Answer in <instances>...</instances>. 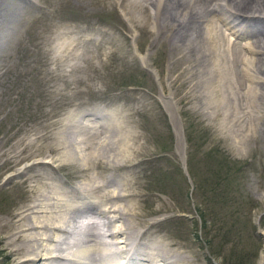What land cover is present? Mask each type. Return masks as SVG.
Segmentation results:
<instances>
[{
	"label": "rangeland",
	"instance_id": "rangeland-1",
	"mask_svg": "<svg viewBox=\"0 0 264 264\" xmlns=\"http://www.w3.org/2000/svg\"><path fill=\"white\" fill-rule=\"evenodd\" d=\"M171 1L166 0L165 6L170 13L192 10V3L177 6ZM8 3L11 6L0 12V223L8 225L5 231L0 224V264L22 263L24 250L39 244L38 236L28 239L23 236L26 233L17 243L2 244L15 228L28 225L27 219L15 217L23 207L48 197L51 185L59 187L65 198L63 187L86 181H94L95 186L112 183L114 187L105 184L96 194L106 196L114 188L116 194L131 197L105 204L129 205L137 213L121 222L128 229L126 247L137 246L142 255L126 262L120 258L123 247L120 256L111 258L114 264H145L141 260L146 259L147 245L162 241L165 246L180 247H168L177 250L174 264H260L264 254V111L260 106L264 68L258 61L262 58L251 49L264 50V23L251 32L238 30L241 38L236 48L248 62L242 73L233 62L239 64L241 58H221L204 38H172L165 26L149 33L144 24L142 28L135 23L130 2ZM199 17L204 18L199 22L202 27L208 28L211 15L199 12ZM233 17L229 21H238ZM188 23L192 20L184 25ZM195 26L193 22L191 27ZM228 33L227 39L221 37L232 44L234 38ZM237 96L243 100L238 112L232 106ZM253 99L258 107L245 111L244 104L253 105ZM95 111L109 114L108 121L99 123L105 122L102 133L110 139L106 146L97 140L98 134L89 147L82 146L88 148L85 152L75 144L79 140L75 130L65 125L68 118ZM234 114L243 125L235 122ZM75 153L89 156L88 170H83V159L73 158ZM95 196L91 195L93 201ZM90 222L97 224L92 230L99 234V221ZM116 226L109 232L114 233ZM67 229L77 233V226ZM122 237L118 234L112 242ZM77 238L75 245L85 240L80 234ZM20 248H25L22 256L13 252ZM101 251L105 252L94 259L108 257L106 250Z\"/></svg>",
	"mask_w": 264,
	"mask_h": 264
},
{
	"label": "bare ground",
	"instance_id": "bare-ground-1",
	"mask_svg": "<svg viewBox=\"0 0 264 264\" xmlns=\"http://www.w3.org/2000/svg\"><path fill=\"white\" fill-rule=\"evenodd\" d=\"M15 1L16 0H13V2H15ZM23 1L27 2L28 0H23ZM121 1L126 2V3L130 2L132 4V6L130 8V12H131L133 18H135V23L137 25L144 24V26L149 28V31H148L149 33H157L158 30H161V29L166 27L169 29H167L165 31V33L171 34L172 38L174 36L189 37V38H194V39H200V38L203 39L204 38L212 46L215 47V49L217 50V53L219 54V56L221 58H241L239 64H235V61L233 60L234 65H237L235 68L236 69L239 68L241 70V72H242L243 66L247 65L248 62L246 61V59H244L242 57L241 50L238 51L236 48V46L239 42V41L237 42V40H240V38H241V36L237 34L239 32L238 30L241 29L243 32H251L252 29H257V28L259 29L258 24L264 23V0H173L171 2L173 4H176L177 6H181L183 3H187V4L192 3V8H191L192 10H186V9L179 8L178 12L175 14L170 13V11H169L170 8L165 7L166 6V0H158V2H160V6L158 5L156 0H153V2L148 1V0H121ZM203 2H204V6H200L198 8L199 3H203ZM10 6L11 5L8 3V0H4V2L2 4H0V12H2L4 7H5V9H7V7H10ZM185 7H189V6L186 5ZM154 8H156L155 11H153ZM18 9H19L18 11H20L21 8H18ZM248 11H251V12H248ZM199 12H203L207 16L211 15L212 19L207 21V23L209 25L208 28L204 25H203L204 27H202V25L199 23V22L203 23L202 20L204 19V18H200V17H199V19H197V14ZM244 12H246V13H244ZM143 13L144 14L146 13V16ZM4 14L5 13H3V15ZM7 14H8V12H7ZM167 15L171 16V17L169 18ZM232 16H234L236 18V20H238L239 22L238 21H236V22L229 21L230 17H232ZM153 17L157 18V19H154ZM153 19L155 21L151 22ZM189 19L192 20V23L196 22L198 27H196V26H195L196 28L191 27L192 23H188V24L184 25L187 21H189ZM5 21H6V19H5ZM252 21H256V22H252ZM175 23L179 24L178 28L174 27ZM205 23H206V21H205ZM261 27H263V29H264V25ZM142 28H143V26H142ZM190 30H192V34H190L191 32L189 33ZM257 30H254V31H257ZM226 31L229 32L228 34L234 38L232 44H228L224 40V38L221 37V36H224L227 39L228 35H226ZM148 32H147V34H148ZM230 37H229V39L231 40ZM262 38L264 39L263 34H262ZM258 39H261V36ZM255 42H256V40H255ZM253 44H254V42H253ZM238 45L240 46V44H238ZM255 46H257V45H255ZM261 46H262V43H261ZM238 49H240V48H238ZM250 49H248V50H250ZM260 49H262V48H260ZM260 49L259 48L258 49L253 48V49H251V51L253 53H255L256 55H258L259 56L258 58H262V59H259L258 61L260 63H262V65L261 64L260 65L262 66V68H264V59H263L264 58V50H260ZM245 55H244V57H245ZM253 61H254V59H253ZM253 61H250V62L252 63ZM253 65H251V66H253ZM248 66H249V64H248ZM239 69H238V71H239ZM248 71H251V70L248 69ZM232 72H233V69L231 68L230 73H232ZM242 75H244V74H242ZM235 81L233 82L232 85L236 84ZM247 82H249V81H247ZM260 85H259V87H260ZM230 89L232 90V86ZM234 89L237 92L236 87H234ZM249 91H251V90H249ZM254 93H256V91H253V94ZM248 96H249V94H248ZM260 98H262V102H260V106H261V110L263 112L264 111V93L262 94V97H260ZM241 101H243L242 98H241ZM241 101H240L238 96L235 98L234 101L232 100V106H233L235 111L238 110L239 102L241 103ZM242 103H244V102H242ZM251 105H252V102L250 104L247 101V104H244L245 111H246V109H251L252 107H258L255 100H254L253 105L252 106ZM242 108H243V104H242ZM115 113H117V112H115ZM234 116H235V122L239 125H240V123L243 125V123H242L243 121L241 120L242 118H239L237 114H234ZM77 118H78V120H77ZM87 118H89V119L87 120ZM108 119H109L108 113L81 112L80 114H77L76 117H73L71 119L68 118L67 119L68 122L66 123L65 126L66 127H72V129L75 130V133L77 135V139L79 138V140H77L75 142V144L77 146L81 147L82 149H84V151L86 152L88 148L85 150L86 147L84 145L87 144L88 145L87 147H89L90 142H95V137L98 134H99V136L96 137L97 140H99L100 143H102V142H104V144L106 143L105 145L107 146L108 141H109L107 139H110V137H107L106 136L107 134L103 135L102 131L105 130V128H104L105 122L99 123V121H108ZM112 121L113 120H111V122ZM111 128H112V126L110 127V129ZM249 128H250V131L254 130L253 126H249ZM68 137H70V136H68ZM126 139H128V138H126ZM65 140H66V138H65ZM68 144H69V142H68ZM82 146H84L85 148H83ZM51 148H50V150H51ZM63 148L65 149V153H66L64 155L68 158L71 157L68 154V150L66 149L65 144L63 145ZM91 149L94 150L95 147L93 146ZM103 149L107 152V148H103ZM121 151H123V149L120 150V153H122ZM73 158L78 159L80 161H82L81 159H83V161H85V162L82 161L83 165H86V166H84L83 170L89 169L91 162L88 161L89 156H87L86 153L83 156H81L80 153H79V155L77 153H75L73 155ZM119 158H120V155H119ZM125 163H127V162H125ZM41 164H45V163H41ZM39 175H38V177H39ZM45 177H46V175H45ZM84 180L86 181V179H84ZM43 184L45 185V182ZM94 184H95L94 181L93 182L86 181L85 183L84 182L80 183L79 186H76V187L72 186L69 189H66L65 187H63L65 198L63 197V192L60 190L59 187H57L56 185L55 186H52V185L49 186L50 195L48 197L37 201L38 204L30 206L27 209L25 207H23V209L21 208L22 210L21 211L19 210L20 213H17L15 215V217L16 216L19 217L18 221L23 220V219H27L28 225H25V224L23 226L20 225V229H22V230H18V231H16L15 229H17V228H15L14 232L13 233L11 232V235L5 236L3 238L6 241L2 244H7L9 242V240L12 243L19 242V240H20L19 238L21 237L22 233H26L23 236H25L28 239L29 238H31V239L37 238L36 236H38V238H37V239H39L38 246H37V244H34V246L36 245L35 247L33 245H31L29 247V250L23 248V249H25L23 252L25 254V256H23L24 260L20 264H101L103 262L111 261V258H114V259L117 258L118 256L121 255L120 249H122L123 247H126V245H128V243H127L128 239L126 237V233H127L128 229L126 228V225L122 224L121 221H123L125 219V217H130L134 214L137 215V213H135V212L133 213L132 209L129 208V205L128 206L124 205L127 207H123L122 204H117V203H106L105 204V202L107 200H109V201L120 200L122 198L131 197L129 195H124L123 193H122V195L116 194V192L118 190L116 192H114L113 191L114 188H112V190L109 191L111 189L110 188L108 190V192L105 194L106 196H102V195L98 196L99 195L98 190L101 187H104L105 184L106 185L109 184L108 187L109 186L114 187V185L112 183L106 182L104 185H101V186H95ZM96 192L98 195L96 194ZM120 193L121 192H119V194ZM95 194L97 196H95ZM91 195L95 196V199H94L95 201L92 200ZM84 200H87V201H84ZM43 201H51V202H50V204H47V202L43 203ZM131 201H132V199L129 200V202H131ZM133 201H134V199H133ZM75 202L78 204H76ZM133 211H136V210H133ZM88 217L91 219H95V220L99 221L100 230H101L99 232L100 235L96 234L92 230L93 228H95L94 225H97V224H95V222H92L91 227H90L88 233L86 234L85 240L83 242H81L82 244L70 246L68 244V241H67L68 238H70L72 235L73 236H77V235H76V231H71V230H68L67 228H70V229L75 228L76 222H78L77 221L78 219H83V218H88ZM84 221H88V220H84ZM114 224H116V225L118 224V226H116V230H118L119 232H115L116 231L115 230L114 233H112V232L110 233L109 228H112ZM4 226H6V227H4ZM7 226H8L7 224L6 225L3 224L1 228L2 229L5 228V231H6ZM118 234H120L121 236L124 235V237H122V239H124V240H119L116 243L112 242L113 239L116 238V236ZM29 235L31 237H29ZM103 239H105V241H102ZM162 242L164 243V241H162ZM162 242L155 243V245H153V246L148 244L147 248H145V250H146L145 251L146 252L145 258L146 259H142L141 261L143 263L146 262L145 264H174L175 261H173L172 259H173L175 252L177 250H171L170 251L168 249V247L169 248L170 247H176V245L171 244V245L165 246L164 244H162ZM177 244H179V243H177ZM117 245H120V247H117ZM176 248L179 249L180 247H176ZM23 249L20 248L18 250L19 252H15L16 249H13V252L15 254L16 253L20 254L23 251ZM171 249H173V248H171ZM101 250H106L107 253H105V255H107L108 257H105L106 259H103V258H101L102 257L101 256L100 258L98 257V258L94 259V257L98 256V253H104L105 252V251H101ZM149 250H151V252ZM141 255H142V253L139 249H137V246L132 248V250H130V248L126 247L124 255H121L122 257H120V258L122 260L124 259V261H126V262L129 259H133V261L135 262V259H139V257ZM121 262H123V261H121ZM262 263H264V254L262 255L261 261H260V264H262ZM110 264H114V262L111 261Z\"/></svg>",
	"mask_w": 264,
	"mask_h": 264
}]
</instances>
